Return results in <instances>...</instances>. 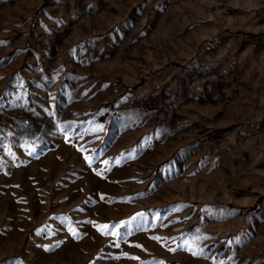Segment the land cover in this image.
Wrapping results in <instances>:
<instances>
[{
    "label": "rangeland",
    "instance_id": "rangeland-1",
    "mask_svg": "<svg viewBox=\"0 0 264 264\" xmlns=\"http://www.w3.org/2000/svg\"><path fill=\"white\" fill-rule=\"evenodd\" d=\"M0 264H264V0H0Z\"/></svg>",
    "mask_w": 264,
    "mask_h": 264
},
{
    "label": "snow or ice",
    "instance_id": "snow-or-ice-1",
    "mask_svg": "<svg viewBox=\"0 0 264 264\" xmlns=\"http://www.w3.org/2000/svg\"><path fill=\"white\" fill-rule=\"evenodd\" d=\"M102 227L106 229V228H108L109 226H108V225H104V226H102Z\"/></svg>",
    "mask_w": 264,
    "mask_h": 264
}]
</instances>
